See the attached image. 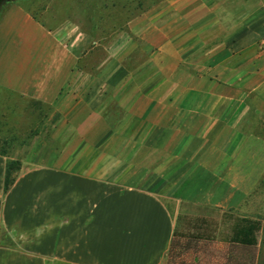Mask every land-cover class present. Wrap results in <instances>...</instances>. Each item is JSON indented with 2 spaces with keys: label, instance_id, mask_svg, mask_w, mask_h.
<instances>
[{
  "label": "crops",
  "instance_id": "obj_1",
  "mask_svg": "<svg viewBox=\"0 0 264 264\" xmlns=\"http://www.w3.org/2000/svg\"><path fill=\"white\" fill-rule=\"evenodd\" d=\"M225 3L164 0L127 22L136 37L116 41L92 40L76 24L60 37L18 2L6 6L0 94L50 106L54 129L32 138L66 143L32 148L7 190L8 156L0 154V264H165L180 237L223 242V214H238L218 202L208 214L183 210L199 205L184 192L171 206L151 186L110 176L109 160L140 140V155L160 138L167 150L178 126L195 137L206 126L225 131L238 115V94L264 96V4ZM221 133L214 143L231 139ZM185 152L213 156L186 160L211 163L220 172L214 185L229 187L236 185L229 172L247 154L230 145Z\"/></svg>",
  "mask_w": 264,
  "mask_h": 264
},
{
  "label": "rangeland",
  "instance_id": "obj_2",
  "mask_svg": "<svg viewBox=\"0 0 264 264\" xmlns=\"http://www.w3.org/2000/svg\"><path fill=\"white\" fill-rule=\"evenodd\" d=\"M11 1L18 2L47 26H57L60 37L67 38L70 26L76 24L80 32L92 40L103 38L116 41L136 37V32L127 28V22L164 0H8L2 7L3 11ZM225 4L237 9L245 6L256 9L264 4V0H226ZM94 54L101 55L97 52ZM237 97L238 115L235 120L231 119V126L225 131L223 128L206 126L195 137L178 126L173 128L174 138L169 141L167 150L164 138H160L155 140L151 151L148 149L140 155L138 152L145 148V140H140L141 144L138 142L123 159L109 160L112 169L110 176L119 172L124 182L151 186L171 206L184 192L185 198L197 199L199 205H187L183 210L208 214L212 210L208 205L218 202L222 209L255 217L262 223L257 245L252 247L224 242L212 244L185 237L175 239L165 264H264V113L260 111H264V96L253 92L238 94ZM193 101L196 103L197 97L194 96ZM245 106L250 107L239 118V111ZM56 115L57 112L51 111L46 104L19 95L0 94V152L17 163V171L27 154L37 145H53L60 141L62 145L66 143L64 138H32L39 133L48 137L54 129L52 120ZM176 123L179 125V121ZM218 131H224L219 138L231 139L216 140L214 143L212 138H217ZM212 145L246 149L247 154L238 156L236 170L229 172L228 180L235 182V186L214 185L220 172L213 169L211 163L206 165L194 161L189 164L186 160V157L192 160L211 159V155L186 154L185 150ZM184 166L188 167L182 169ZM116 167L120 170L116 171ZM214 211L217 212L216 209Z\"/></svg>",
  "mask_w": 264,
  "mask_h": 264
},
{
  "label": "trees",
  "instance_id": "obj_3",
  "mask_svg": "<svg viewBox=\"0 0 264 264\" xmlns=\"http://www.w3.org/2000/svg\"><path fill=\"white\" fill-rule=\"evenodd\" d=\"M8 0H0V17L3 13V5ZM0 154H3L0 152ZM4 155V154H3ZM18 170L17 163L12 160H7L6 162V170H5V189L9 187L12 181L15 178L16 172ZM226 219L227 224V233L223 235L220 240L224 243L230 245H241V246H255L257 245L258 239L257 235L261 230L262 223L257 218H249V217H240L238 215H233L231 213L223 214ZM205 230V229H204ZM207 239L210 243L215 238H206L201 236H196L195 238H189L196 241L199 239Z\"/></svg>",
  "mask_w": 264,
  "mask_h": 264
}]
</instances>
